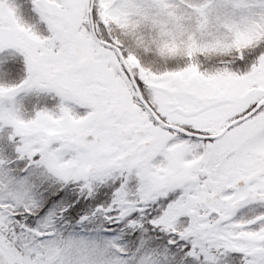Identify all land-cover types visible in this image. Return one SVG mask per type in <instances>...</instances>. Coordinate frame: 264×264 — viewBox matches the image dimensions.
<instances>
[{"label": "snow or ice", "instance_id": "1", "mask_svg": "<svg viewBox=\"0 0 264 264\" xmlns=\"http://www.w3.org/2000/svg\"><path fill=\"white\" fill-rule=\"evenodd\" d=\"M0 264H264V0H0Z\"/></svg>", "mask_w": 264, "mask_h": 264}]
</instances>
